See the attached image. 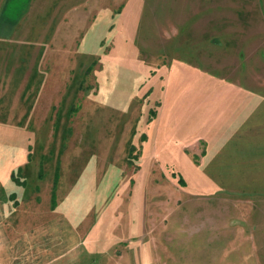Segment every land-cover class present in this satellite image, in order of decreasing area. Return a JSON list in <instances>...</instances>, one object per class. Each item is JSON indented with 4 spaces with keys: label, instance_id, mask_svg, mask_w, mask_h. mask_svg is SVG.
<instances>
[{
    "label": "rangeland",
    "instance_id": "rangeland-1",
    "mask_svg": "<svg viewBox=\"0 0 264 264\" xmlns=\"http://www.w3.org/2000/svg\"><path fill=\"white\" fill-rule=\"evenodd\" d=\"M21 18L0 23V264H264V0Z\"/></svg>",
    "mask_w": 264,
    "mask_h": 264
},
{
    "label": "crops",
    "instance_id": "crops-1",
    "mask_svg": "<svg viewBox=\"0 0 264 264\" xmlns=\"http://www.w3.org/2000/svg\"><path fill=\"white\" fill-rule=\"evenodd\" d=\"M26 6L29 7V9L31 8V0H29V3L27 1L24 0H6L4 3V6L0 12V23L1 25L6 28H12L17 26L23 19L21 18V16L24 14L25 10H26ZM0 184H2V182H0ZM2 189V186H1ZM6 192V189H2ZM5 199L0 198V203H2L4 205ZM20 201L18 202L17 206H20ZM16 206V208H17ZM14 209V212L17 209ZM0 219H4V213L2 214V206L0 204ZM19 222H17V226L20 224L21 222V218L18 219ZM15 226V228L17 227ZM242 231L246 232L245 228L241 229Z\"/></svg>",
    "mask_w": 264,
    "mask_h": 264
},
{
    "label": "trees",
    "instance_id": "trees-1",
    "mask_svg": "<svg viewBox=\"0 0 264 264\" xmlns=\"http://www.w3.org/2000/svg\"><path fill=\"white\" fill-rule=\"evenodd\" d=\"M13 177H14V175H13ZM15 180H16V179H15ZM19 184H21V182H20ZM53 198H54V196H53ZM15 205L17 206V205H18V203H15ZM53 207H54V203H53Z\"/></svg>",
    "mask_w": 264,
    "mask_h": 264
}]
</instances>
